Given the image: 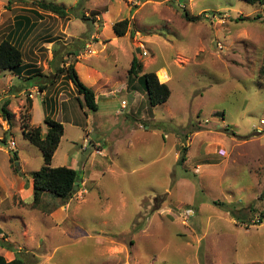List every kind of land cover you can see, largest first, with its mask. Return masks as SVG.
Listing matches in <instances>:
<instances>
[{"label":"rangeland","instance_id":"374dc122","mask_svg":"<svg viewBox=\"0 0 264 264\" xmlns=\"http://www.w3.org/2000/svg\"><path fill=\"white\" fill-rule=\"evenodd\" d=\"M33 1L0 0V41L18 45L25 64L13 70L24 80L0 74V109L7 101L14 115L10 125L0 117V255L19 252L28 264H264V5L40 0L68 9L59 17ZM18 19L32 26L12 36ZM122 19L128 28L116 40ZM135 51L142 70L129 81ZM51 61L104 69L116 91L91 111L65 72L51 74ZM160 66L171 93L150 106L138 80ZM31 113L25 122L42 133L46 113L63 125L52 163L77 160L80 180L65 203L44 194L33 208L32 194L16 190L17 172L32 179L42 165L22 133Z\"/></svg>","mask_w":264,"mask_h":264},{"label":"trees","instance_id":"16d2710c","mask_svg":"<svg viewBox=\"0 0 264 264\" xmlns=\"http://www.w3.org/2000/svg\"><path fill=\"white\" fill-rule=\"evenodd\" d=\"M249 4H261L264 5V0H246ZM33 4L43 10L55 14L59 17H65L68 14V9L51 3L44 2L40 0H34ZM81 14L80 18H83ZM187 20H195V17L189 16L187 12L184 13ZM259 18V16H257ZM238 17L237 20H241ZM20 21V20H19ZM27 21V19H26ZM264 22V21H263ZM21 24V21L19 22ZM128 28V20L122 19L115 22L112 25V29L116 36H123ZM22 52L18 45L11 42L10 39L5 38L0 41V71L10 69L14 70L20 67L22 63ZM54 60V58L52 59ZM56 61V60H55ZM52 67L57 71L53 76L59 73L65 72L66 76L74 86L79 104L81 106L87 107L91 111H96L97 103L95 101V94L91 87L84 85L74 69V64L69 63L64 66H60L61 62L52 61ZM142 70V64L139 61L136 51L133 53L130 67L128 69V80H133L134 77ZM82 75V73H81ZM47 77V76H45ZM83 78V76H82ZM144 81V88L147 94L148 103L150 106H155L167 101L170 96V88L167 82H160L156 76L155 71H147L141 74L138 81ZM44 84L40 86V89H44ZM7 101L1 107V117L7 122L8 125L11 124L12 113L6 109ZM31 115L29 114L26 120L21 118L22 133L27 141L40 150L42 154V165L38 170H36L32 175V207H38L41 197L44 194H50L55 200H60V202L65 203L74 193V183L76 176H78L77 182L80 180V175L77 169L71 166H58L51 167L52 157L54 152L58 148L60 138L63 135V125L61 122L56 121L51 118L50 115L45 116L44 124L46 125V131L41 132L39 126H31L28 124ZM0 143L6 144L4 139H0ZM180 155L177 161L182 163L185 160L186 147H182L180 150ZM11 160L17 159V153L13 152L10 157ZM17 170V169H16ZM78 186V184H77ZM43 209V208H42ZM46 212V209H43ZM49 210V209H47ZM48 212V211H47ZM263 216V215H262ZM0 264H28L24 258L21 257L19 252L14 254L11 260H6L2 255H0Z\"/></svg>","mask_w":264,"mask_h":264},{"label":"crops","instance_id":"0c3cea01","mask_svg":"<svg viewBox=\"0 0 264 264\" xmlns=\"http://www.w3.org/2000/svg\"><path fill=\"white\" fill-rule=\"evenodd\" d=\"M20 19H18L17 21H14V29L13 30H10L9 32L12 34V36L16 33V31H18V32H20V31H22L24 28H25V26H24V24H27L28 23V29L32 26L31 24H29V22H31L29 19H27V23H24L23 25H20L19 24V22L21 21V22H24L25 21V19H24V21H22V20H20ZM34 23V22H33ZM67 26V24L65 25V27ZM93 30V29H92ZM92 30L90 31V33L92 32ZM110 31V30H109ZM25 32V31H24ZM89 33V34H90ZM9 34V33H8ZM99 30H98V26H96V29H95V32L93 33V34H91V35H94V36H96V37H99ZM114 37H115V39L117 40V39H119L118 37H116L115 36V34H114ZM117 42V41H116ZM116 46V45H115ZM51 58H52V56H51ZM50 58V59H51ZM130 61H131V59H130ZM52 62V61H51ZM25 64L24 63H21V67L23 68V66H24ZM62 64H60V66H61ZM162 69H163V71H165L164 72V76H165V79L164 80H160V82H167V81H169L170 80V76H169V74H168V72H167V70H166V68L164 67V66H160V67H158L157 68V71H156V74L158 75V72L159 71H162ZM12 71V72H11ZM75 71H76V73H77V75H78V78L80 79V81L84 84V85H86V86H88V87H91V88H95V86H97L98 87V82L101 80V79H103V78H105V80H106V82L103 84V88H97L96 90L94 89V94H95V101H96V103H97V101H98V99L100 98V97H105V95L107 94V93H114L115 91H116V87H115V85L113 86V85H110V86H107L108 84H109V82H110V80H111V78H109V76H107V75H104V73H103V71H104V69H99V68H93V67H91V66H85V67H83V68H81V72H79V70L77 69V68H75ZM10 73L11 75H14L15 77H17L19 80H24L23 78H22V75H16L14 72H13V70H10V69H6V70H2V71H0V74H2L3 76H6V75H4L5 73ZM81 73H82V75H81ZM52 75H53V73H51ZM8 76V75H7ZM82 76H83V78H82ZM160 79V78H159ZM12 80V78H9L8 79V81H10L9 82V85H12L11 84V81ZM72 84V83H71ZM8 85V86H9ZM105 86V87H104ZM134 86V85H133ZM132 86V87H133ZM72 87H73V89L75 90V88H74V86L72 85ZM126 90H127V87H126ZM77 94V93H76ZM9 96H14V93H12V92H10V94H9ZM124 105H127V103H125ZM124 105H122V107L124 106ZM97 110V109H96ZM83 112H84V110H83ZM47 114L48 113H46L45 114V116H47ZM56 115H59V114H57V113H55ZM63 114H65V116L67 115V113H62V115ZM48 115H52V113H49ZM62 115H61V118L60 119H63L64 117H62ZM14 116V115H13ZM17 116L19 117V113H17V115H16V118H17ZM82 116L84 117V119H87L88 117V115H87V113L85 112V113H82ZM0 117H1V115H0ZM31 117H32V113H31ZM60 117V116H59ZM2 118V117H1ZM0 118V119H1ZM45 118V117H44ZM3 119V118H2ZM4 120V119H3ZM79 120V119H78ZM44 121V120H43ZM61 121V120H60ZM70 121V120H69ZM4 122V121H3ZM70 123H71V121H70ZM73 123H76V124H82V122H80V120L78 121V122H73ZM84 125H85V123H83ZM93 130V129H92ZM44 131H46V130H44ZM95 143H99L100 144V142L99 141H95ZM80 148H81V146H80ZM82 149V148H81ZM55 154H56V151L54 152V155H53V157H52V161H51V167H58L57 166V164H53L52 162H53V158H54V156H55ZM77 162V160L75 159H73L72 160V165H71V167H73L74 169H76V167H75V163ZM21 175L20 174H18V172L16 173V175H15V177H16V179H15V181H16V190H18V189H21L20 191L22 192V193H24V196H25V198H28L31 194H32V179H25V180H23L21 177H20ZM80 178V177H79ZM27 180V181H26ZM22 181H24V183H26V182H28V185H27V187L25 188L24 187V184H21L22 183ZM21 182V183H20ZM19 192V191H18ZM4 240H8V237H6L5 235H3V237H2Z\"/></svg>","mask_w":264,"mask_h":264},{"label":"bare ground","instance_id":"6f19581e","mask_svg":"<svg viewBox=\"0 0 264 264\" xmlns=\"http://www.w3.org/2000/svg\"><path fill=\"white\" fill-rule=\"evenodd\" d=\"M164 72L165 71H163V69H162V71L158 72V76H159L160 80H164L165 79Z\"/></svg>","mask_w":264,"mask_h":264},{"label":"built area","instance_id":"2783aa9c","mask_svg":"<svg viewBox=\"0 0 264 264\" xmlns=\"http://www.w3.org/2000/svg\"><path fill=\"white\" fill-rule=\"evenodd\" d=\"M93 52V50H89V51H87V53H92ZM143 55H145L146 54V52L145 51H143V53H142ZM125 104V102L124 101H122V105H124ZM84 148V147H83Z\"/></svg>","mask_w":264,"mask_h":264},{"label":"water","instance_id":"95a60500","mask_svg":"<svg viewBox=\"0 0 264 264\" xmlns=\"http://www.w3.org/2000/svg\"><path fill=\"white\" fill-rule=\"evenodd\" d=\"M77 179H78V176H76V180H75L74 187H73L74 190L77 189V184H78Z\"/></svg>","mask_w":264,"mask_h":264}]
</instances>
